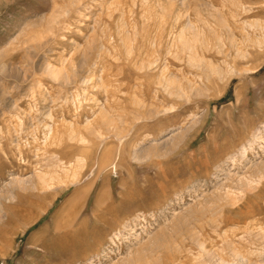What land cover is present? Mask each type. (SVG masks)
<instances>
[{
	"label": "rangeland",
	"instance_id": "rangeland-1",
	"mask_svg": "<svg viewBox=\"0 0 264 264\" xmlns=\"http://www.w3.org/2000/svg\"><path fill=\"white\" fill-rule=\"evenodd\" d=\"M0 264H264V0H0Z\"/></svg>",
	"mask_w": 264,
	"mask_h": 264
},
{
	"label": "bare ground",
	"instance_id": "bare-ground-1",
	"mask_svg": "<svg viewBox=\"0 0 264 264\" xmlns=\"http://www.w3.org/2000/svg\"><path fill=\"white\" fill-rule=\"evenodd\" d=\"M73 180H74V179H73ZM76 182H77V181H74V182H73V184H74V183L76 184ZM56 189H57V190H56ZM56 189H55V190H56V192H59V190H60V187H59V188H56ZM61 191H62V190H60V192H61Z\"/></svg>",
	"mask_w": 264,
	"mask_h": 264
}]
</instances>
